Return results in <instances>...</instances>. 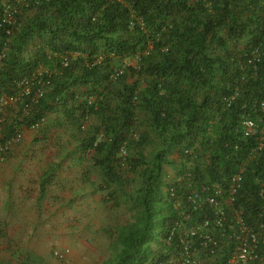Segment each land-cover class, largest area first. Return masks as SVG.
Listing matches in <instances>:
<instances>
[{
  "label": "trees",
  "instance_id": "trees-1",
  "mask_svg": "<svg viewBox=\"0 0 264 264\" xmlns=\"http://www.w3.org/2000/svg\"><path fill=\"white\" fill-rule=\"evenodd\" d=\"M137 19L143 27L130 26ZM2 53L0 99L19 97L16 108L4 111L10 115L2 128L6 140L16 127L59 109L78 130L89 115L103 117L108 139L96 143V133L82 146L101 154L96 163L106 183L122 178L116 171L122 147L141 149L152 136L161 142L149 158L141 151L123 158L136 174L142 168L135 197L140 211L115 229L119 247L104 264L166 259L177 247L176 236L166 242L168 226L178 219L170 191L180 197L214 183L227 189L241 165L232 205L253 228L264 223V144L252 155L257 138H244L241 130L244 116L264 117V0H0ZM132 58L136 66L126 64ZM129 76L137 80L130 84ZM27 82L31 92L24 95ZM108 109L113 112L104 116ZM141 113L147 121L139 120ZM174 152L181 165L167 182L163 168L173 165ZM29 259L42 263L34 254Z\"/></svg>",
  "mask_w": 264,
  "mask_h": 264
},
{
  "label": "rangeland",
  "instance_id": "rangeland-1",
  "mask_svg": "<svg viewBox=\"0 0 264 264\" xmlns=\"http://www.w3.org/2000/svg\"><path fill=\"white\" fill-rule=\"evenodd\" d=\"M126 64L136 66L137 59H127ZM136 80L137 77H128L130 84ZM140 85L144 87L142 82ZM111 104V107L115 106V101L112 99ZM60 110L48 112L45 116V123L39 130L23 128L21 141L10 145L3 154L2 161H6L13 152L20 151V164L33 166L32 170L35 171L33 177L39 175L41 178L44 191L42 197L45 199L37 205V220L32 221L34 230L29 236L36 241V244L42 245L41 248L47 250L45 258L56 261L57 264H104L115 256L119 247L115 241L114 228L134 222L140 211L139 207L135 206V197L136 189L140 184L139 172L142 168L140 167L136 174L127 165L116 166V171L122 177L121 184L120 182L106 183L103 168L96 163L101 158V154L94 149L84 151L82 146V139H90L96 133H98L96 143L108 139L109 132L101 125L103 117L89 115L81 121L80 130H78L77 126L73 125L71 120L66 118L65 113ZM112 112L113 110L108 109L104 116ZM139 120L147 121L142 113ZM97 128L100 129L96 132ZM139 131L135 129L134 133H139ZM1 133L2 125L0 124V144ZM160 145L158 138L152 136L141 149L132 145L127 152L131 158L137 157L140 151L149 158L150 153L158 149ZM169 158L173 165H165L163 173L167 182H172L177 174V167L181 165V156L178 152H174ZM98 183L104 186V189H100V203L103 204V211L99 216L93 213L91 220H96L93 222L95 225H104V221L109 222L110 234L96 231L91 226L93 224L90 225V222L85 224L80 220L72 222V227L75 229H70L71 222L66 216H70L71 213L80 214L83 209L82 205L87 200V188L92 193L90 197L97 198L96 185ZM70 196L73 199L72 206L68 204ZM93 203L96 202L93 201ZM51 216L55 219L52 220ZM74 217L79 219L77 216ZM48 227H50V232L47 231L48 237L44 236L45 232L40 234L37 232V229L48 230ZM19 240L21 242L26 240V236L21 234ZM160 247L159 244L154 245L157 250ZM55 252L64 254L65 260L57 258ZM41 260L44 259L41 258ZM45 261V264H52Z\"/></svg>",
  "mask_w": 264,
  "mask_h": 264
},
{
  "label": "built area",
  "instance_id": "built-area-1",
  "mask_svg": "<svg viewBox=\"0 0 264 264\" xmlns=\"http://www.w3.org/2000/svg\"><path fill=\"white\" fill-rule=\"evenodd\" d=\"M13 10L7 7L5 21L11 23ZM135 24L143 27L141 19L132 20L131 27ZM259 49L256 50L254 59L258 58ZM4 54H0L1 59ZM66 59L63 65L66 66ZM121 72L116 71L112 77H117ZM24 95H29L31 89L29 83L22 84ZM38 89V94H41ZM37 94L33 99L37 98ZM19 97H2L0 99V124L5 123L8 114L4 113L9 105L16 108ZM264 112V102L261 103ZM27 113V109H26ZM45 123V117H41L31 123L30 130H39ZM26 127H16L9 139H5V134L1 133L0 160L10 145L21 141L22 129ZM241 130L244 138L256 137L257 144L252 149V155L262 150L264 139V117L261 119L244 116L241 119ZM5 140V141H3ZM127 149H120V156H126ZM251 157V155H250ZM244 166L233 174L229 187L223 189L220 184H201L188 190L180 197L175 196V192L170 191L173 207L176 210L178 219L168 226V236L166 242H172L174 236L177 240L169 256L155 264H218L224 255V249L229 245L228 254L224 264H264V223L261 222L253 228L244 221L242 209L232 205L237 189L240 186L241 174ZM264 174V167H263ZM259 195L262 201L264 212V178L260 182ZM203 213L202 218L198 215ZM59 259L64 255L60 252L54 253Z\"/></svg>",
  "mask_w": 264,
  "mask_h": 264
},
{
  "label": "crops",
  "instance_id": "crops-1",
  "mask_svg": "<svg viewBox=\"0 0 264 264\" xmlns=\"http://www.w3.org/2000/svg\"><path fill=\"white\" fill-rule=\"evenodd\" d=\"M20 158V151H15L6 161L0 160V264H45V260L57 264L58 262L45 258L47 250L41 248L42 245L36 244V241L29 236L34 230L32 221L37 220V205L45 198L42 197L44 191L41 186V178L39 175L33 177L35 174V171L32 170L33 166L20 164ZM100 189H104V186H100L98 183L96 185V199L90 197L92 193L88 188L86 189L87 200L82 205L83 209L80 214L71 213L70 216H66L71 222L70 229H75L72 227V222L78 220L85 222V224L90 222V225L96 221L95 219L91 220L93 213L99 216L100 212L103 211V204L100 203ZM68 204L72 206V196H70ZM50 218L55 219L53 216ZM67 225L69 224L67 223ZM108 225L109 222L104 221V225L93 224L91 226L96 231L109 233L111 230L108 229L111 225ZM115 229L112 230L115 231ZM47 231L50 232V227L48 230L37 229L39 234L45 232L44 236L48 237ZM21 234L26 236V240H22V242L19 240ZM29 254H34L44 260L42 263L35 259L30 260Z\"/></svg>",
  "mask_w": 264,
  "mask_h": 264
},
{
  "label": "clouds",
  "instance_id": "clouds-1",
  "mask_svg": "<svg viewBox=\"0 0 264 264\" xmlns=\"http://www.w3.org/2000/svg\"><path fill=\"white\" fill-rule=\"evenodd\" d=\"M125 156H121V158H122V161H121V165H124V161H123V158H124ZM61 253V252H60ZM64 255V254H63ZM58 258V257H57ZM60 260H65V255H64V257H63V259H60ZM156 263V262H155Z\"/></svg>",
  "mask_w": 264,
  "mask_h": 264
}]
</instances>
